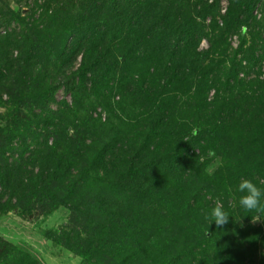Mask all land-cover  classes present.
<instances>
[{
  "label": "trees",
  "instance_id": "obj_1",
  "mask_svg": "<svg viewBox=\"0 0 264 264\" xmlns=\"http://www.w3.org/2000/svg\"><path fill=\"white\" fill-rule=\"evenodd\" d=\"M230 1L224 27L200 52L205 34L192 27L184 0H53L59 11L66 4L81 12L66 13L80 20L79 43L25 48L16 29L0 34V108L8 109L0 113V216L27 214L33 192L48 201L46 214L67 205L79 227L50 237L85 264H264L256 254L264 217L256 227L238 191L242 179L264 189V38L232 56L227 43L243 24L264 29L254 15L262 0ZM1 3L0 11L10 8ZM209 6L202 11L217 13ZM22 16L10 8L0 28L24 24ZM13 50L22 63L67 69L46 70L44 89L29 67L38 92L18 119L10 105H20V86L11 87L20 72L4 62ZM185 84L191 105L177 123L174 102ZM217 201L231 217L221 228L205 219ZM0 264L31 259L0 238Z\"/></svg>",
  "mask_w": 264,
  "mask_h": 264
},
{
  "label": "rangeland",
  "instance_id": "obj_2",
  "mask_svg": "<svg viewBox=\"0 0 264 264\" xmlns=\"http://www.w3.org/2000/svg\"><path fill=\"white\" fill-rule=\"evenodd\" d=\"M3 0H0V7L2 5ZM8 4L10 5L11 9H21L22 10V19L23 23L13 24L11 28L2 27L0 28V34L6 36L9 31L12 29H16L15 33L20 37L23 38V46L25 48H30L32 45L36 43H45L50 45L53 43L56 46H62L67 42L71 43H79V37L82 35V28L80 20H76L75 22L68 21V14H72L71 16L79 15L81 12L78 8L70 9L65 4L63 5L62 11L57 9V3H53V0L49 4H45L43 0H39L38 4H36V0H7ZM185 3L180 4V6H187V10L190 16L189 22H191L192 27L203 30L205 36L202 37L201 41L198 42V51H205L210 48L209 40L218 35L219 31L224 27V21L222 16L226 14L227 9L231 5L230 0H219V3H216L218 0H184ZM235 1V0H234ZM60 3V2H59ZM210 5L209 7H216L217 13L213 15H208V12L202 11V9L206 5ZM57 5V6H56ZM43 6V7H42ZM10 8L7 10V6L0 11V15L4 13L10 12ZM67 11V12H66ZM215 11V12H216ZM254 15L259 20L260 18H264V0H262L257 8V12ZM34 23L31 24V22ZM27 26V27H26ZM26 27V28H25ZM262 30L260 27L256 29H252L251 27L243 24L239 28V30L235 34H231L227 37V43L230 45V51L228 50L229 55H233L234 50L240 49L247 50L253 45V39L257 42H261L264 38V29L261 31V36H258V32ZM77 34H75V32ZM254 33V35H253ZM0 35V36H1ZM199 35L202 36V32H199ZM1 36V37H3ZM242 40V43H241ZM262 45V44H261ZM20 48L21 46L18 45ZM18 49V48H17ZM17 50H13L12 53L4 55V62L6 64V68L8 65L13 66L16 65V70L19 69L20 78L13 77V80L17 82V86H11L13 88H17L14 94V99L20 101V105L11 106L10 110L13 116L22 117L24 110L28 106L30 100V94L37 93L36 86L34 84L33 77H26L25 73L29 72V67H33L37 69V83L36 85H43L42 87L45 89L46 83L47 85L50 84L47 78L46 70L51 69L52 72L48 71V74L54 75L55 73H62L64 74L67 69L59 68L56 70L57 67L54 63L50 65V67H45L43 64L39 63V66H35V60L31 63L25 64L21 62V57L17 59ZM22 53V50H20ZM73 55V53H71ZM81 56V55H80ZM79 56L78 62H81V57ZM239 56L238 58H240ZM39 60V58H38ZM1 65V62H0ZM77 68V66H75ZM25 69H27L25 71ZM20 70H24L21 72ZM13 70H8V74L12 73ZM49 75V76H50ZM52 79V76H50ZM28 79V80H26ZM11 82V81H10ZM184 88V93H181V89ZM177 94H179L178 98L175 100V111L172 115L173 121H178L177 123L181 122V118L185 113H187L188 107L191 105L189 102L190 93L193 91V88L189 85L185 84ZM191 89V90H189ZM170 95H174L171 93ZM212 95V94H211ZM214 95V91H213ZM65 96V91L61 90L57 94V99L62 100ZM4 99H9V95L6 94ZM66 99L71 102V98L68 96ZM4 109H7L5 106L0 108V113H4ZM56 110V107H53ZM8 110V109H7ZM100 111V110H99ZM236 115V114H235ZM106 117V116H105ZM104 119V117H103ZM188 121V119H187ZM137 126L135 128V132L139 133L140 130L143 128L142 121L137 119ZM190 120L185 128L190 127ZM107 130H111L110 128H105ZM140 134V133H139ZM141 137V136H140ZM167 141L170 140L169 137L166 138ZM151 144V143H149ZM157 144L161 146V149L164 144L157 140ZM154 145V144H152ZM95 180V179H94ZM97 186L99 181H95ZM106 186L105 183H103ZM100 191V190H99ZM103 193L106 196L110 195V191H108L107 186L104 188ZM57 195L60 197L61 194L57 192ZM37 196L33 192V208L29 210L27 214L21 216L19 212L13 211L5 216H0V238L4 239L9 243H13L16 246L22 247L23 251L30 256L31 264H85L84 260L80 259L67 249L66 247L58 244L55 240L50 237L52 234L59 235V232L64 230L65 232H69L71 229L77 228L75 223H71V211L69 207L61 206L54 212L50 214H46L45 211L49 207L48 201L43 198H36ZM100 208L96 207L93 209L92 217H96L95 219H99L100 217ZM83 225L82 230L87 228V224H84L80 221ZM104 222H106L104 220ZM74 224V225H72ZM261 224L260 222L255 223L256 227H259ZM258 250L256 254L259 256L260 253H264L263 246L258 243Z\"/></svg>",
  "mask_w": 264,
  "mask_h": 264
},
{
  "label": "clouds",
  "instance_id": "obj_3",
  "mask_svg": "<svg viewBox=\"0 0 264 264\" xmlns=\"http://www.w3.org/2000/svg\"><path fill=\"white\" fill-rule=\"evenodd\" d=\"M238 191L242 194L239 199V205L248 213H251L253 224L262 221L264 217V189L259 187L252 180L242 179L238 185ZM229 214L224 210L220 201L215 203L210 213L205 217L211 224L215 223L221 228L229 223Z\"/></svg>",
  "mask_w": 264,
  "mask_h": 264
}]
</instances>
